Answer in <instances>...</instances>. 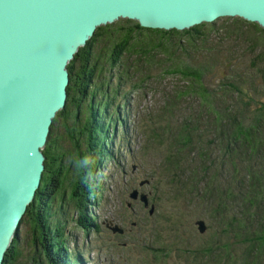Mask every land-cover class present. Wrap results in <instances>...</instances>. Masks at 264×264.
<instances>
[{
	"label": "rangeland",
	"instance_id": "rangeland-1",
	"mask_svg": "<svg viewBox=\"0 0 264 264\" xmlns=\"http://www.w3.org/2000/svg\"><path fill=\"white\" fill-rule=\"evenodd\" d=\"M236 24L227 20L215 27L208 26L203 30L208 36V50L186 49L172 59L202 69L210 90L228 84L229 91L235 90L240 101H248L250 95L256 97L264 91V50L257 49L261 45L255 33ZM127 25L105 28L89 48L93 58H81L83 53L81 59L78 57L74 86L79 103H70L68 110L72 114L78 106L81 118L67 114L60 117L36 219L18 229L16 245L10 250L15 257L6 264H59L68 256H73V264L202 263L197 260L199 254H204L199 245H204L215 229L210 231V223L204 218L211 217L213 211L197 201L191 208L186 206L185 197L181 191L178 193L163 164L167 153L164 143L169 138L176 139V127L164 123L168 120L162 116L166 112L164 107L169 105L170 116L174 117L180 116L177 112L180 107L185 108L183 112H201L195 84L187 80L191 83L188 86L181 76L171 75L168 62L173 61L166 55L158 56L161 53L156 54L152 66L141 61L142 65L136 67L139 60L150 59L154 53L150 55L148 51L140 59L121 47L123 41H131L121 36ZM146 33V36L136 34L130 47H126L136 49L134 52L140 46L147 48L154 37ZM218 46L225 48L226 53L217 54L212 62ZM114 54L122 62L113 67L107 59ZM256 56L263 57L260 71L251 73ZM91 73L95 78L88 83ZM248 74L253 80L258 79L255 87L247 86ZM89 113L96 118L90 123L92 126L87 121ZM97 122V131L95 128L91 133ZM104 136L107 137L103 139ZM261 137L255 138L261 141ZM232 150L223 167L228 171L225 177L223 173L227 184L247 178L249 171L256 176V161L249 157L259 156L261 151L251 152L243 143L234 145ZM86 155L96 161L91 173L88 169H77L74 163L76 158ZM245 207L250 210L256 207L243 206L240 219L251 220L255 214L248 215ZM259 217L257 213L256 219ZM202 226L205 232L201 231ZM58 239L64 243L63 251L53 255L48 246ZM162 250L168 255L162 256L161 252L157 256V251ZM179 250L183 255L179 256ZM240 258L234 264L251 263L244 255Z\"/></svg>",
	"mask_w": 264,
	"mask_h": 264
},
{
	"label": "water",
	"instance_id": "water-1",
	"mask_svg": "<svg viewBox=\"0 0 264 264\" xmlns=\"http://www.w3.org/2000/svg\"><path fill=\"white\" fill-rule=\"evenodd\" d=\"M228 18L264 29V0H0V264L18 229L36 219L59 121L48 157L43 150L67 105L68 66L97 29L131 20L183 32Z\"/></svg>",
	"mask_w": 264,
	"mask_h": 264
},
{
	"label": "trees",
	"instance_id": "trees-1",
	"mask_svg": "<svg viewBox=\"0 0 264 264\" xmlns=\"http://www.w3.org/2000/svg\"><path fill=\"white\" fill-rule=\"evenodd\" d=\"M221 20L222 19H219L212 24L204 23L183 32L177 30L165 31L146 29L141 27L138 22L121 20V22L128 23L121 36L124 35L128 40H131L129 42L123 41L121 47H123L124 50L126 49V52L131 51L132 53H136V58L140 57V59L142 56H146L144 53L148 51H151L150 55L154 53V56H150V59H146L145 61L139 60V63H136V67L142 65L141 61L152 66L154 62H156L159 53L161 54L158 56L166 55L167 59L171 58V61H173V64L170 63V60L168 62L169 65H171V70L170 72L168 70V72L174 76H181L188 86L191 83L195 84V93L198 97L197 101L199 106L202 107L201 112L197 110H193L191 113L183 112L185 108L180 107L177 111L180 116L174 117L170 116L172 114L168 109L170 106L165 105L164 108L166 112H163L162 116L163 119L166 117L168 118L164 123H167L169 127H176L175 140L171 141L169 138L170 136L165 133L169 141L164 143L167 147V153L163 164L168 168V173L172 177L170 180L175 182V185L178 187V189L176 188L178 193L179 191L182 192V197H185L186 206L191 208L193 203L197 201L203 208H211L213 211L211 217H205L204 219L210 223V231H212L213 227L216 230L214 229L212 231L204 245H199V248L204 249V254H199L197 260L202 261L200 264H234L235 260H241L240 256L244 255L251 262L250 264H264V96H262L264 95V91L262 95L258 94L256 97L250 95L248 101H240L239 95L235 90L230 87L231 89L229 91L226 86L228 84L223 85L219 90H210L205 85L202 69L190 67V65L184 62H175L174 59H172V57L177 55V52L186 49L208 50L206 48L208 36L206 35V31L203 30L208 26L215 27ZM227 20L238 23L236 24L237 27L245 25V30L255 33L261 45L258 46L257 49L262 47V50H264V29L261 26L241 18H228ZM132 23L135 25H129ZM111 26L113 25L99 27L95 36L89 40L85 47L80 48L75 59L68 66L71 82L68 87L67 105L64 110L57 114L53 121L49 141L43 150L47 157L49 155L48 152L50 150L52 133L60 117L63 114H67V117L75 116L78 120L81 118L82 112L77 111L79 108L78 106L72 114L71 111L68 110V105L70 103L74 104L77 101V90L74 86L75 63L78 57H81L82 53L83 57L81 58L92 57L89 54V48L98 40L105 28ZM133 28L141 31H133ZM146 32L151 33L150 35L154 37L153 42H149L147 48H145V46H140V48L134 52L136 49L130 50L126 47V45L130 47L134 41L133 39H135L133 37L136 34L146 36ZM158 37L159 39H157ZM224 49L225 48L218 46L214 57L210 60L213 62L217 54L226 53ZM252 55H254V53H252ZM80 57L79 59H81ZM95 59L97 58L95 57ZM107 60L109 63L113 64V67L118 65L117 63L119 61L122 62L120 57L116 56V54L111 58L109 56ZM262 60L263 57L256 56L255 63L258 64L254 63V68L251 69V73L260 71L259 66L262 64ZM93 64H95V67L98 66L96 60H94ZM93 78H95V76L91 73L88 83H90ZM187 80L191 83L189 84ZM257 80L258 79L253 80L248 74L246 75L245 82L247 86L255 87ZM89 85L90 84H88V86ZM188 86L185 87V90ZM227 91L230 92V94L225 93ZM95 95L96 92L93 91L92 96L94 98ZM226 101H228L227 105ZM78 103L77 101V105ZM223 103H225V105H223ZM206 113L209 116L206 117ZM186 114H188V116H186ZM94 119H96L94 114L89 113L87 121L90 126H92L90 123H92ZM98 125L97 122V125L91 130V133L95 131V128L97 131ZM105 126H107V123ZM259 135H262L261 141L255 138ZM105 137L107 136H104L103 139ZM239 143L245 144L247 149L251 152L261 151V155L249 157L251 161H256L257 175L253 176V172L249 171L246 174L247 178L244 179V177H242V180L236 181L233 185L227 184V179H223V173L225 177L228 171L223 170V167L226 160L232 156V147ZM210 150L212 154L209 153ZM45 165L47 168V162H45ZM46 175L47 171L43 175L44 181L46 180ZM39 196L40 192H38L37 198L29 207L28 212L34 208ZM245 204H254L256 207L252 210L248 207L244 208L248 215L252 216L255 214L252 216L251 220L245 217L240 219V217H243L241 215L244 213L243 206ZM257 213L260 214L258 219H256ZM14 242L15 241H13L7 252L4 264H6L8 260L11 262L15 257L13 250L10 251ZM48 247L53 255H58L63 251L64 243L58 239L53 245ZM174 247H176V245H174ZM192 251L193 250L189 251L190 254ZM166 252L165 250L157 251V256H159L160 253L162 256H167L168 254ZM177 253L179 256L183 255L180 250ZM191 258L192 261V254ZM78 259L81 258L78 256ZM63 261L64 262L59 264H73L75 262L73 256H68V259H64Z\"/></svg>",
	"mask_w": 264,
	"mask_h": 264
},
{
	"label": "clouds",
	"instance_id": "clouds-1",
	"mask_svg": "<svg viewBox=\"0 0 264 264\" xmlns=\"http://www.w3.org/2000/svg\"><path fill=\"white\" fill-rule=\"evenodd\" d=\"M95 162V159L90 155H86L81 158H76L74 160L77 169H88L89 173H91V166H93ZM88 178H91V175H89Z\"/></svg>",
	"mask_w": 264,
	"mask_h": 264
},
{
	"label": "bare ground",
	"instance_id": "bare-ground-1",
	"mask_svg": "<svg viewBox=\"0 0 264 264\" xmlns=\"http://www.w3.org/2000/svg\"><path fill=\"white\" fill-rule=\"evenodd\" d=\"M79 50H80V49H79ZM79 50H78V52H79ZM78 52H77V53H78ZM74 58H75V57H74ZM136 191H138V192H139V190H136ZM139 193H140V192H139ZM9 248H10V247H9ZM8 251H9V250H8Z\"/></svg>",
	"mask_w": 264,
	"mask_h": 264
},
{
	"label": "flooded vegetation",
	"instance_id": "flooded-vegetation-1",
	"mask_svg": "<svg viewBox=\"0 0 264 264\" xmlns=\"http://www.w3.org/2000/svg\"><path fill=\"white\" fill-rule=\"evenodd\" d=\"M52 182L51 183H53L54 182V180H51Z\"/></svg>",
	"mask_w": 264,
	"mask_h": 264
}]
</instances>
